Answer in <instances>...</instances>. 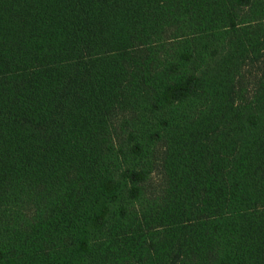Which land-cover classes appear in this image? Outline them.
I'll return each instance as SVG.
<instances>
[{
    "label": "trees",
    "instance_id": "1",
    "mask_svg": "<svg viewBox=\"0 0 264 264\" xmlns=\"http://www.w3.org/2000/svg\"><path fill=\"white\" fill-rule=\"evenodd\" d=\"M0 264H264V0H0Z\"/></svg>",
    "mask_w": 264,
    "mask_h": 264
}]
</instances>
